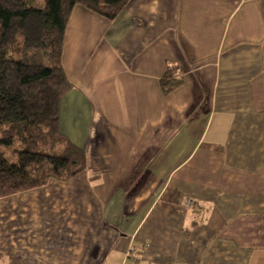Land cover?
<instances>
[{
  "label": "crops",
  "instance_id": "0c3cea01",
  "mask_svg": "<svg viewBox=\"0 0 264 264\" xmlns=\"http://www.w3.org/2000/svg\"><path fill=\"white\" fill-rule=\"evenodd\" d=\"M62 65L87 169L0 200V264H264V0L77 6Z\"/></svg>",
  "mask_w": 264,
  "mask_h": 264
},
{
  "label": "trees",
  "instance_id": "16d2710c",
  "mask_svg": "<svg viewBox=\"0 0 264 264\" xmlns=\"http://www.w3.org/2000/svg\"><path fill=\"white\" fill-rule=\"evenodd\" d=\"M130 1L0 0V200L86 171V152L60 133L74 88L62 65L67 27L77 6L114 21ZM183 85L177 68L161 81L165 95Z\"/></svg>",
  "mask_w": 264,
  "mask_h": 264
},
{
  "label": "built area",
  "instance_id": "2783aa9c",
  "mask_svg": "<svg viewBox=\"0 0 264 264\" xmlns=\"http://www.w3.org/2000/svg\"><path fill=\"white\" fill-rule=\"evenodd\" d=\"M193 206V200L189 197L185 198V207H192Z\"/></svg>",
  "mask_w": 264,
  "mask_h": 264
},
{
  "label": "rangeland",
  "instance_id": "374dc122",
  "mask_svg": "<svg viewBox=\"0 0 264 264\" xmlns=\"http://www.w3.org/2000/svg\"><path fill=\"white\" fill-rule=\"evenodd\" d=\"M52 150H53V149L49 147V148H47V150H46L45 152H46V153H51ZM0 151H3V148H0Z\"/></svg>",
  "mask_w": 264,
  "mask_h": 264
}]
</instances>
